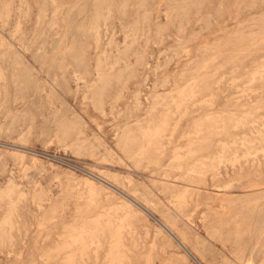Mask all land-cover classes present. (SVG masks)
<instances>
[{
  "label": "rangeland",
  "instance_id": "374dc122",
  "mask_svg": "<svg viewBox=\"0 0 264 264\" xmlns=\"http://www.w3.org/2000/svg\"><path fill=\"white\" fill-rule=\"evenodd\" d=\"M0 45V264H197L99 177L203 264L264 261V0H0Z\"/></svg>",
  "mask_w": 264,
  "mask_h": 264
},
{
  "label": "bare ground",
  "instance_id": "6f19581e",
  "mask_svg": "<svg viewBox=\"0 0 264 264\" xmlns=\"http://www.w3.org/2000/svg\"><path fill=\"white\" fill-rule=\"evenodd\" d=\"M10 1H11V0H10ZM63 1H64V0H63ZM97 1H98V0H97ZM111 1H113V0H111ZM142 1H143V0H142ZM153 1H154V0H153ZM98 3H99V2H98ZM107 3H108V2H107ZM8 6H10V5H8ZM8 6H7V7H8ZM24 6H25V5H24ZM20 9H21V8H20ZM94 9H95V8H94ZM106 10H107V9H106ZM109 10H110V9H109ZM19 11H20V10H19ZM97 11H98V10H97ZM104 11H105V10H104ZM110 11H111V10H110ZM7 12H8V11H6L5 13H7ZM145 12H146V11H145ZM95 13H96V15H95L96 21L99 19L98 21L100 22V16H101V18H102V16H103L102 13L100 12L101 15H100V14H97V12H95ZM109 13L111 14V12H109ZM9 14H10V13H7L6 15L8 16ZM1 15H2V14H1ZM108 15H109V14H108ZM114 15H115V14H114ZM7 16H6V17H7ZM26 16H27V14H26ZM97 17H98V18H97ZM8 18H9V17H7L6 19L8 20ZM40 18H41V17H40ZM103 19H104V18H103ZM106 19H107V18H106ZM106 19H105V21H106ZM131 20H132V19H131ZM94 21H95V20H94ZM135 22H136V21H135ZM104 23H105V22H104ZM19 24H20V23H19ZM19 24H18V25H19ZM95 24H96V23H95ZM104 27H105V26H104ZM97 28H98V27H97ZM106 28H107V27H106ZM133 28H134V27H133ZM78 29H79V28H78ZM95 29H96V28H95ZM95 29H94V30H95ZM136 29H137V28H136ZM20 30H21V29H20ZM138 30H139V28H138ZM16 31L18 32V28H17ZM139 31H141V30H139ZM84 32H85V31H84ZM105 32H106V31H105ZM107 32H108V31H107ZM158 32H159V31H158ZM97 33H98V32H97ZM142 33H143V32H142ZM113 36H114V32H113ZM136 36H137V35H136ZM95 37H96V36H95ZM98 37H99V35H98ZM112 38H113V37H112ZM95 39H96V38H95ZM98 39H99V38H98ZM127 39H128V38H127ZM162 39H163V37H162ZM136 40H137V39H135V41H136ZM207 40H208V39H207ZM239 40H240V39H239ZM16 41H17V40H16ZM109 41H110V40H109ZM109 41H108V43H109ZM131 42H132V41H131ZM162 42H163V40H161V43H162ZM95 43H96V42H95ZM102 43H103V42H102ZM110 43H112V41H111ZM113 43H114V42H113ZM99 44H100V43H99ZM0 46H1V45H0ZM110 46H111V44H110ZM204 46H205V45H204ZM1 48H3V47H1ZM97 48H98V47H97ZM67 49H68V48H67ZM72 49H73V48H72ZM11 50H12V49H11ZM11 50H10V51H11ZM65 50H66V49H65ZM70 50H71V49H70ZM96 50H97V49H96ZM67 51H69V50H67ZM84 52H85V51H84ZM65 54H66V52H65ZM100 54H101V53H100ZM105 54H106V53H105ZM84 55H86V54L84 53ZM103 55H104V52H103ZM58 56H59V55H58ZM99 56H100V55H99ZM85 57H86V56H85ZM98 58H99V57H98ZM187 58H188V57H187ZM20 60H21V59H20ZM100 60H101V59H100ZM100 60L98 59V62H99ZM143 60H144V59H143ZM10 61H11V60H10ZM100 62H101V61H100ZM55 63H56V62H55ZM102 63H103V62H102ZM112 64H113V63H112ZM116 64H117V63H116ZM11 65H12V64H11ZM98 65L100 66V65H102V64H98ZM117 65H118V64H117ZM113 67H114V66H113ZM131 67H132V66H131ZM96 68H97V66H96ZM96 68H95V69H96ZM0 69H1V68H0ZM128 69H129V67H128ZM1 70H2V69H1ZM96 70H97V69H96ZM102 70H104V69H102ZM110 70H111V69H110ZM160 70H161V69H160ZM87 71H88V70H87ZM98 71H99V70H98ZM2 72H3V71H2ZM88 72H89V71H88ZM0 73H1V72H0ZM1 75H3V74H1ZM131 75H132V74H131ZM106 76H107V75H106ZM110 76H111V75H110ZM112 76H114V75H112ZM2 77H3V76H2ZM23 77H24V76H23ZM78 79H79V77H78ZM83 79H84V78H83ZM84 80H85V79H84ZM103 82H104V81H103ZM103 82H102V83H103ZM103 84H104V83H103ZM176 84H177V83H176ZM187 84H188V83H187ZM187 84H186V85H187ZM90 85H91V84H90ZM97 85H98V84H97ZM105 85H107V83H106ZM110 85H111V84H110ZM1 86H2V85H1ZM107 86H108V85H107ZM112 86H113V85H112ZM193 86H194V85H193ZM97 87H98V86H97ZM103 87H104V86H103ZM185 87H186V86H184L183 88H185ZM4 88H5V87H4ZM183 88H181V91H183V90H182ZM97 90H98V89H97ZM99 90H100V89H99ZM101 90H102V89H101ZM125 90H126V89H125ZM177 90H179L178 87H177ZM181 91H179L180 94H181ZM175 92H178V91H175ZM98 93H99V92H98ZM98 93H97V95H98ZM167 93H170V92H167ZM172 93H173V92H171V94H172ZM179 93H178V94H179ZM182 93H183V92H182ZM99 94H102L101 91H100ZM180 94H179V95H180ZM120 95H121V94H120ZM158 95L160 96V94H158ZM192 95H193V94H192ZM85 96H86V95H85ZM85 96H84V97H85ZM98 96H99V95H98ZM160 98H162V97H160ZM166 98H167V97H166ZM86 99H87V98H86ZM88 100H89V99H88ZM227 100H228V99H227ZM173 101H174V103H175V99H174ZM99 102H100V101H99ZM101 102H102V101H101ZM201 102H202V101H201ZM206 102H207V101H206ZM97 103H98V102H97ZM189 103H190V102H189ZM203 103H204V102H203ZM99 104H100V103H99ZM200 104H201V103H200ZM139 105H140V104H139ZM92 106H93V105H92ZM101 107H102V106H101ZM164 107H165V106H164ZM166 107H167V106H166ZM186 112H187V111H186ZM186 112H185V113H186ZM148 115H149V114H148ZM216 115H217V114H216ZM208 117H209V115L207 116V118H208ZM14 119H15V118H14ZM179 119H180V118H179ZM32 121H33V120H32ZM64 122H65V120H64ZM66 122H68V121H66ZM135 122H136V121H135ZM138 123H139V122H138ZM58 124H59V123H58ZM71 125H72V124H71ZM59 126H60V125H59ZM73 126H74V125H73ZM78 127H79V126H78ZM126 127H127V126H126ZM175 127H176V126H175ZM79 128H80V127H79ZM69 129H70V127H69ZM28 130H29V129H28ZM145 130L147 131V129H145ZM150 130H151V129H150ZM26 131H27V130H26ZM58 131H60V130H58ZM148 131H149V130H148ZM28 134H29V133H28ZM80 134H81V133H80ZM146 134H147V133H146ZM146 134H145V135H146ZM56 135H57V134H56ZM66 135H67V134H66ZM149 135H151V134H149ZM21 136H22V135H21ZM57 136H58V135H57ZM22 137H24V136H22ZM143 137H144V135H143ZM63 139H64V138H63ZM60 141L62 142V140H60ZM191 143H192V142H191ZM120 144H121V143H120ZM194 145H195V144H194ZM164 148H165V147H164ZM180 148H181V147H180ZM180 148H179V149H180ZM139 149H140V148H139ZM182 149H183V148H182ZM194 152H195V151H194ZM137 155H138V154H137ZM139 157H140V156H139ZM179 160H180V159H178V161H179ZM21 161H22V160H21ZM21 163L23 164V162H21ZM140 163H141V162H140ZM138 164H139V163H138ZM138 166H139V165H138ZM26 168H27V167H26ZM166 168H167V167H166ZM23 169H24V168H23ZM163 176H164V175H163ZM99 178L101 179V181H103V182L107 183L109 186L113 187V189L115 188L116 190H119L113 182L111 183V181H109V180H107V179H105V178H102V177H99ZM13 182H14V181H13ZM7 184H8V183H7ZM172 184H173V183H172ZM39 185H40V184H39ZM173 185H174V184H173ZM8 186H9V185H8ZM14 186H16V185H14ZM14 186H13V187H14ZM40 187H41V186H40ZM11 189H12V191H13V188H12V187H11ZM185 189H186V188H185ZM7 190L9 191V188H8ZM123 190H124V189H123ZM197 190H198V189H197ZM12 191H11V192H12ZM150 191H151V190H150ZM185 191H186V190H185ZM187 191H188V190H187ZM13 192H14V191H13ZM119 192H121V193H122L124 196H126L130 201H132L135 205H137V206H138L143 212L147 213V214L150 215V216L152 215L153 218H154V219L158 222V224L162 227V229H164L167 233H169V235H170L173 239H175V241L180 245V247H182V248L185 250V252H186V253H187V254H188V255H189V256H190V257H191V258H192L197 264H203V263H205V261L202 263V261L198 259L197 256H198L199 254H198L197 256L194 255L195 253H193V252L191 251V249L188 248V246L185 244V242H189L188 240L186 241V238H187V237H185L186 235H184V237H185V242H184V240L181 239V237H182L183 235H179V236H181V237H179V236L174 232L175 230L173 231V230L171 229V228H172V225H170V226H171V228H170L165 222H163L161 219H159L158 217H156V216L154 215V213H151V211L149 210L148 207H145L144 205L140 204V203L137 202L135 199H133V197L129 196L127 193L122 192L121 190H120ZM135 193H136V192H135ZM140 193H141V192H140ZM184 193L186 194L187 192H184ZM129 194H130V193H129ZM149 194H150V193H149ZM182 194H183V192H182ZM182 194H181V195H182ZM1 195H2V194H1ZM24 195H25V194H24ZM134 195H136V194H134ZM178 195H179V194H178ZM181 195H179V196H181ZM192 195H193V194H192ZM3 196H5V195H3ZM8 196H9V195H8ZM10 196H11V194H10ZM10 196H9V197H10ZM108 196H109V195H108ZM179 196H178V198H179ZM22 197H23V196H22ZM24 197H25V196H24ZM24 197H23V198H24ZM92 197H93V196H92ZM185 197H186V196H185ZM3 198H4V197H2V199H3ZM25 198H26V197H25ZM176 199H177V197H176ZM180 199H181V198H180ZM3 200H4V199H3ZM94 200H95V199H94ZM34 201H35V200H34ZM122 201H123V200H122ZM157 201H158V200H157ZM159 201H160V199H159ZM124 202H125V201H124ZM180 202H181V205H182V203L184 204L185 201H184V202L180 201ZM186 203H187V202H186ZM186 203H185V204H186ZM12 204H13V203H12ZM12 204H10V205H12ZM38 204H39V203H38ZM179 204H180V203H179ZM10 205H9V206H10ZM14 205H15V204H14ZM14 205H13V206H14ZM40 205H41V204H40ZM91 205H92V204H91ZM91 205H89V206H91ZM121 205H122V204H121ZM123 205H124V204H123ZM126 205H127V204H126ZM128 205H129V204H128ZM128 205H127V206H128ZM169 205H170V204H169ZM181 205H180V206H181ZM85 206H86V205H85ZM114 206L116 207V204H115ZM119 206H120V205H119ZM130 206H131V205H130ZM163 206H164V205H163ZM174 206H175V205H174ZM178 206H179V205H178ZM86 207H87V206H86ZM115 207H114V208H115ZM117 207H118V206H117ZM117 207H116V208H117ZM122 207H123V206H122ZM122 207H121V208H122ZM9 208H10V207H9ZM82 208H83V207H82ZM82 208H81V209H82ZM114 208H113V209H114ZM118 208H119V207H118ZM163 208H164V207H163ZM182 208H183V206H182ZM124 209H125V208H124ZM169 209H170V208H169ZM180 209H181V208H180ZM180 209H179V210H180ZM224 209H225V208H224ZM10 210H12V209L10 208ZM15 210H17V209H15ZM110 210H112V209H110ZM13 211H14V210H13ZM116 211H117V209H116ZM107 213H108V212H107ZM111 213H113V212L111 211ZM126 213H127V212H126ZM169 213H170V212H169ZM169 213H168V215H169ZM13 214H14V213H13ZM77 214H78V212H77ZM108 214L110 215V212H109ZM108 214H107V215H108ZM113 214H114V213H113ZM115 214H116V213H115ZM8 215H9V214H8ZM17 215H18V214H17ZM101 215H102V213H101ZM109 215H108V216H109ZM116 215H117V214H116ZM114 216H115V215H114ZM117 216H118V215H117ZM117 216H116V217H117ZM127 216H129V213H128ZM152 216H151V217H152ZM101 217H102V216H101ZM104 217H106V219H107V216H106V215H105ZM104 217H102L101 220H104V219H103ZM109 217H110V216H109ZM112 217H113V215H112ZM124 217H125V216H124ZM178 217H179V216H178ZM97 218H98V217H97ZM114 218H115V217H114ZM126 218H127V217H126ZM171 218H172V217H171ZM2 219H3V218H2ZM7 219H8V218H7ZM51 219H52V218H51ZM109 219H110V218H108V220H109ZM165 219H166V218H165ZM173 219H174V218H173ZM179 219H180V218H179ZM5 220H6V219H5ZM9 220H10V219H9ZM95 220H96V218H95ZM97 220L100 221V219H97ZM97 220H96V223H100V222H101V221L99 222V221H97ZM115 220H116V219H115ZM121 220H122V219H121ZM125 220H126V219H125ZM125 220H124V221H125ZM7 221H8V220H6V222H7ZM10 221H11V220H10ZM10 221H9V222H10ZM116 221H118V219H117ZM119 221H120V220H119ZM182 221H183V220H182ZM2 222H3V221H2ZM90 222H91V221H90ZM93 222H95V221H93ZM93 222H91V223H93ZM110 222H111V221H110ZM110 222H109V224H108L109 226L112 225ZM120 222H123V221H120ZM125 222H127V221H125ZM173 222H174V221H173ZM176 222H177V221H176ZM3 223H4V222H3ZM3 223H2V224H3ZM96 223H94V226L96 225ZM101 223H102V222H101ZM103 223L106 224V223H108V222L103 221ZM116 223H117V222H116ZM11 224H12V223H11ZM11 224H10V225H11ZM83 224H85V223H83ZM83 224H82V226H83V227H86V226H84ZM110 224H111V225H110ZM113 224H114V223H113ZM122 224H123V223H122ZM122 224H121V225H122ZM10 225H9V227L13 228V226H10ZM65 225H66V224H65ZM65 225H64V226H65ZM67 225H68V224H67ZM67 225H66V226H67ZM71 225L73 226V224H71ZM71 225H69V227H70ZM85 225H86V224H85ZM117 225H118V223H117ZM121 225H120V227H121ZM173 225H174V228H175V227H176L175 225H178V224H175V223H174ZM0 226H1V225H0ZM43 226H44V225H43ZM66 226H65V227H66ZM89 226H90V225H89ZM94 226H93V227H94ZM97 226H98V225H97ZM109 226H108V227H109ZM122 226H123V225H122ZM178 226H179V225H178ZM4 227H5V226H3V228H4ZM65 227H64V228H65ZM67 227H68V226H67ZM74 227H79V226H74ZM74 227H73V228H74ZM95 227H96V226H95ZM98 227L101 228L100 225H99ZM106 227H107V225H106ZM112 227H113V225H112ZM118 227H119V226H118ZM120 227H119V228L116 227L118 230H117L116 228H114V230L120 231V230H121ZM124 227H125V225H124ZM128 227H130V226H128ZM184 227H185V226H183V228H184ZM1 228H2V227H0V229H1ZM44 228H45V227H44ZM71 228H72V227H71ZM81 228H82V227H80V231H79L80 233L83 231V230H81ZM102 228H103V225H102ZM102 228H101V229H102ZM146 228H147V227H146ZM174 228H173V229H174ZM186 228H187V227H186ZM4 229H5V228H4ZM68 229H69V228H68ZM74 229H75V228H74ZM89 229H90V228H89ZM89 229H88V230H89ZM107 229H108V228H107ZM119 229H120V230H119ZM122 229H123V228H122ZM130 229H131V228H130ZM144 229H145V228H144ZM176 229H178V228H176ZM180 229H182V228L180 227L179 230H180ZM13 230H14V229H13ZM66 230H67V229H66ZM70 230H71V231H70ZM75 230L77 231V229H75ZM78 230H79V229H78ZM86 230H87V229H86ZM88 230H87V231H88ZM90 230H91V229H90ZM90 230H89V231H90ZM95 230L97 231V233L99 232L98 228L95 229ZM95 230L93 231L94 233L89 234L90 232H89V233L87 232V234H86V233H85V234L83 233L82 235H85V236H86V235L89 234V235H91V236H89V235H88V236L92 238V236H94V235H92V234H95V232H96ZM103 230H104V228H103ZM103 230L100 231L102 234L105 233V232H104V233L102 232ZM123 230L125 231V228H124ZM183 230H185V228H184ZM2 231L5 232V230H2ZM10 231H12V229H11ZM18 231H19V230H18ZM55 231H56V230H55ZM69 231L71 232V233H70L71 236H70L69 234H67V235H69L70 237L67 236V235H65V234H63V235L65 236V238L68 237V238L70 239L71 237H73L72 235H74V234L76 235V234L78 233V231H77V233H76V232H72V231H73L72 229H69ZM104 231H105V230H104ZM109 231L111 232V229H110V230L108 229V232H109ZM117 231H115V232H117ZM186 231H187V230H186ZM4 232L1 233V236H2V234L4 235ZM6 232H7V231H6ZM66 232H67V231H66ZM100 232H99V233H100ZM110 232H109V233H110ZM113 232H114V231H113ZM134 232H135V231H134ZM147 232H148V231H147ZM97 233H96V235H97ZM117 233H119V232H117ZM177 233H179V232H177ZM180 233H181V231H180ZM180 233H179V234H180ZM10 234H11V232H10ZM10 234H9V235H10ZM111 234H112V232H111ZM114 234H116V233H114ZM146 234H147V233H146ZM148 234H150V232H148ZM182 234H184V231H182ZM185 234H187V233H185ZM75 235H74V239H77L75 242L73 241L75 244H76V243H77V244L80 243L79 245H80V247H82L81 244H83V242L85 241V245H87V247H85V245L83 244V247H85V250H84L83 248H82V249H83V251L86 253V249L88 248V244H86V242L89 241V238L87 237V238H88V240H87L86 238H83V236L81 235V236H82L81 238L84 239V241L82 242V240H81V239H80L81 241L78 240L79 237H75ZM189 235H191V234H188V236H189ZM39 236H40V235H39ZM77 236H80L79 233L77 234ZM98 236H101V235H98ZM98 236L96 237L97 240H98ZM102 236H103V235H102ZM113 236H114V235H113ZM118 236H120V238H121V237L123 236V234L121 235V232H120L119 235H117V237H118ZM139 236H140V235H139ZM146 236H147V235H146ZM110 237H112V235H110ZM148 237H149V236H148ZM184 237H182V238H184ZM6 238H7V237H6ZM10 238H11V237H10ZM65 238H64V241L66 240V241L68 242L67 238H66V239H65ZM93 238H94V237H93ZM115 238H116V237H115ZM120 238H119V240H120ZM154 238H155V237H154ZM40 239H41V238H40ZM74 239H72V240H74ZM85 239H86V240H85ZM117 239H118V238H117ZM12 240H13V239H12ZM62 240H63V238H62ZM72 240H71V241H72ZM91 240H92V239H91ZM91 240H90V241H91ZM94 240H96V239H94ZM112 240H113V242L115 243V241H114L113 238H112ZM121 240H122V239H121ZM166 240H167V239H166ZM64 241L61 242V244H62V243L65 244ZM78 241H80V242L78 243ZM154 241H155V239H154ZM2 242H3V241H2ZM67 242H66V243H67ZM73 242H71V243L73 244ZM97 242H98V241H97ZM110 242H112V241H110ZM190 242H191V245H193L191 239H190ZM5 243H6V242H5ZM93 243H94V242H93ZM118 243H119V242H118ZM120 243H121V242H120ZM120 243H119V244H120ZM204 243H205V242H204ZM64 244H63V245H64ZM69 244H70V243H69ZM69 244H68V246H69ZM72 244H70L71 247H70V246H69V247H68V246L65 247L67 244H65V246H61V250H63L62 252H64V249H62L63 247L66 248L67 250H70V249H68V248H71V249H72V248H73V247H72V246H73ZM90 244L92 245V243H90ZM101 244H102V243H101ZM112 244H113V243H112ZM112 244H111V245H112ZM119 244H117V240H116V243L114 244V246L112 245L113 249L117 247V246H115V245H119ZM167 244H169V243H167ZM97 245H98V244H97ZM120 245H122V243H121ZM155 245H156V244H155ZM169 245H170V244H169ZM59 246H60V245H59V243H58V248H60ZM99 246H101L100 243H99ZM123 246H124V245H123ZM134 246H135V245H134ZM152 246H153V245H151V247H152ZM166 246H167V245H166ZM75 247H77V246H75ZM80 247H77V249H81ZM109 247H110V245H109ZM112 247H111V249H112ZM154 247H155V246H154ZM204 247H205V246H204ZM55 248H57V247H55ZM122 248H124V247H122ZM49 249H50V248H49ZM90 249H91V248H89V250H90ZM111 249H110V251H111ZM117 249L119 250L118 247H117L116 249H114V250H117ZM54 250H55V249L50 250V251L53 252ZM56 250H57V249H56ZM56 250H55V251H56ZM74 250H75V249H74ZM114 250L112 251V253H114ZM124 250H125V248H124ZM126 250H127V248H126ZM128 250H129V249H128ZM78 251L80 252L79 255H80V254H82V255L84 254V252H83L82 250H78ZM78 251H77V252H78ZM81 251H82L83 253H81ZM59 252H60V251H59ZM95 252H96V250L94 251V253H95ZM115 252H116V251H115ZM49 253H50V252H49ZM53 253H54V252H53ZM66 253H67V252H66ZM72 253H73V252H71L69 255H71ZM109 253H110V252H109ZM112 253H110V254H112ZM118 253H119V252H118ZM118 253H115V255L112 254V255H114V257L112 256L111 260L114 258V259H113L114 261H111V260H110V263H112V262H113V263H116V262H115V257H116L117 261H118V258H119V259L124 258L123 255L125 256V254H123V253L120 252V254H123L122 257L120 258V257L118 256V255H119ZM58 254H59V253H57V255H58ZM75 254H77L76 251H75ZM106 254H107V256L109 257V254H108V253H106ZM117 254H118V255H117ZM69 255H67V257H68L67 259H69V260H71V261H74V260H75V259L73 258L74 255L71 256V259H70ZM77 255H78V254H77ZM96 255H97V254H96ZM101 255H102V254H101ZM162 255H163V254H162ZM222 255H223V254H222ZM19 256H21V255H19ZM87 256H88V255H87ZM142 256H144V255H142ZM145 256H146V255H145ZM218 256H219V255H218ZM42 257H44V256H42ZM56 257H57V256H56ZM74 257H76V256H74ZM77 257H79V256H77ZM80 257H82L81 260L83 261V256L80 255ZM85 257H86V256H85ZM97 257H98V256H97ZM117 257H118V258H117ZM146 257H148V255H147ZM149 257H150V255H149ZM149 257H148V258H145V261H147V260L149 259ZM106 258H107V257H106ZM106 258H105V260H106ZM126 258H127V257H126ZM150 258H151V257H150ZM169 258H170V256H169ZM55 259H56V258H55ZM67 259H65V260H67ZM76 259H77V258H76ZM96 259L98 260V258H96ZM109 259H110V258H109ZM151 259H152V258H151ZM164 259H165V258H164ZM164 259L162 258V262H164V261H163ZM63 260H64V259H63ZM69 260H68V262H69ZM107 260H108V258H107ZM121 260L123 261L124 259H121ZM141 260H142V258H141ZM168 260H169V259H168ZM171 260H172V259H171ZM184 260H185V259H184ZM203 260H204V259H203ZM263 260H264V259H263ZM71 261H70V262H71ZM129 261H130V260H129ZM238 261H239V260H238ZM45 262H46V261H45ZM63 262H64V261H63ZM66 262H67V261H66ZM70 262H69V263H70ZM74 262H75V261H74ZM74 262H73V263H74ZM151 262H152V261H151ZM167 262H168V261H167ZM167 262H166V263H167ZM251 262H252V261H251ZM262 262H264V261H261V264H262ZM76 263H77V262H76ZM76 263H75V264H76ZM83 263L85 264V261H84ZM113 263H112V264H113ZM119 263H122V262L118 261V264H119ZM172 263H173V262H172ZM172 263H171V264H172ZM253 263H254V262H253ZM67 264H68V263H67ZM70 264H72V263H70ZM122 264H123V263H122ZM147 264H150V263H148V261H147ZM151 264H152V263H151ZM176 264H177V263H176ZM243 264H244V263H243ZM247 264H249V263H247Z\"/></svg>",
  "mask_w": 264,
  "mask_h": 264
},
{
  "label": "water",
  "instance_id": "95a60500",
  "mask_svg": "<svg viewBox=\"0 0 264 264\" xmlns=\"http://www.w3.org/2000/svg\"><path fill=\"white\" fill-rule=\"evenodd\" d=\"M118 191H120V190H118ZM152 216V215H151ZM153 217V216H152Z\"/></svg>",
  "mask_w": 264,
  "mask_h": 264
}]
</instances>
